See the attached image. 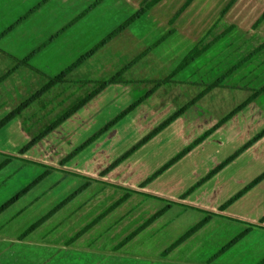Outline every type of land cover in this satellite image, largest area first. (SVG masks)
Here are the masks:
<instances>
[{
    "label": "crops",
    "instance_id": "0c3cea01",
    "mask_svg": "<svg viewBox=\"0 0 264 264\" xmlns=\"http://www.w3.org/2000/svg\"><path fill=\"white\" fill-rule=\"evenodd\" d=\"M98 1L99 0H95L89 5H86L84 8H80L74 14L73 17H70L68 20H66L60 15L59 11L56 9L57 4L59 3L58 0H0V121L4 119L6 116H8L9 114L13 113L15 110H17L21 106V104L19 105V102H18L19 98H26L27 96H30V94L32 95L34 94L33 93L34 87L32 85L36 83L37 85H41L43 88L46 85L47 78L51 79V78H55L59 76L60 74L67 71L75 62H77L82 57V56L79 57L76 61H69L70 63H67V61H64L65 57L62 54V50L65 49L64 46L60 48L56 47L61 41L65 44H71L74 42V40L77 39L78 36L76 35H79L80 33L79 31L82 28H85V29L89 28L91 30L93 29L96 30L100 26H103V25H105V27L107 25L108 26L112 25L113 22H116L115 26H117L112 29L115 31L126 20H128L132 15H134L135 12H137L143 0L140 1V3L138 4V6H136V9L133 10V12L127 13L125 16H121V17H120V14L118 13L114 15V14H109L107 11H104L103 8L106 5V3L109 1V0H104L96 8L86 13L75 24H73L72 26L67 28L65 31H63L67 26H69L74 20L79 18L85 11H87L93 4H95ZM164 1L165 0L157 4L148 14H146L144 17H142L141 19L136 21L134 24L129 26L125 31L119 34L116 38H114L111 42H109L100 51L104 50L110 44L116 46L117 51H120V50H123V44H129L130 42L133 44V48L136 49L138 53L142 52L137 57L139 58L144 52H146L150 48L149 45L158 44L153 50L161 52L160 54L161 57H158V60H157L158 64L154 62V66L155 67L166 66V64H162L161 62H166L174 54V49L176 48L174 47V49H172V45L173 44L175 45L176 42L172 41V37H174V34H176L177 32L176 27L174 25L173 27H170L172 29L170 32L173 33V35L169 32V30H165V32L161 34L160 36H159V32L149 33L145 29L136 28L139 24L143 23L153 11L158 9V7L162 3H164ZM196 1L197 0H194L191 3V5L195 3ZM232 1L233 0H230V2ZM239 1L240 0L235 1V3L231 7V9L228 11V13L221 19L219 25H221L222 23L223 24L226 23V19L228 18L231 10L240 3ZM230 2L220 11L214 24L211 27H209L210 29L208 28V30L205 32L206 35L211 30V28L217 23L218 19L220 18L221 13L230 4ZM54 7L56 10L53 13ZM99 15H101L100 19L105 20L104 22L95 20V17ZM180 16L173 22V24L180 18ZM118 20L119 22L121 21L122 23L121 22L118 23ZM51 22H55L56 26L54 30L49 31L50 27L47 28V26ZM261 24H264V21H262L259 25ZM13 26L14 28L11 31H9L8 33H6V35L1 37L2 34H4L7 30H9ZM111 33H109L108 35H110ZM108 35H106L103 39H105ZM125 36L129 38L128 43H125V41L124 43L121 42V39H123L122 37H125ZM205 36L200 39H197V38L191 39V40H194V42L189 44V46H186L184 49H182V52L180 50L176 51L178 52L177 60L178 61L181 60L182 62L184 58L201 42V40L205 38ZM118 38L119 40L115 41ZM223 38L224 36L217 43H219ZM103 39H101L98 43H100ZM174 39L176 40L175 37ZM228 41L232 43L231 46L237 45L236 38L229 39ZM115 43H118V44H115ZM217 43H215L199 59H197L190 66H188L186 69L181 71L179 74H177L173 78V81L176 80L174 81L176 85H174L175 83L168 84V86L174 85V89L171 88L170 92H167L163 98H166L169 95H172L176 97V100H177L178 99L177 94L187 95L189 93V89H192L193 87L196 89L201 88L203 90V87L197 86L199 85L198 84L199 82L196 81L197 73L194 74V71L197 68H199L200 72L205 71V73H208L210 71L208 69L215 66V64L221 62V60H225V61L227 60L235 61L236 60L235 62H233L232 66L236 64L238 65L242 64L240 65L242 66V68L239 70V72H237L238 78L241 80L242 86L240 87H245L247 82L250 79L252 82L256 81V84H258V86L263 84L259 86V88H262L264 86V77L261 75V73H264V66L260 67L258 64L257 65L255 64V60H256L255 56L250 58L248 61H245L247 57L250 56L252 51L255 52L257 49H259L257 48V46L253 50L249 52H245V53H243L245 50V48L243 47L241 49L240 47H236L235 49H231L228 53H226L225 50L218 49V47L220 46H217L216 45ZM132 44L129 45L130 48L132 47ZM95 46H93L92 48H94ZM166 46L169 47L170 49L166 48V50H164L163 52L162 48ZM51 48H55V49H51ZM91 49H88V51H86L85 54H87ZM167 50H170V51L166 52ZM46 51H48V53L45 55ZM262 51H260L259 54ZM152 52L153 51H151L148 55H146L143 59L138 61L136 64L139 65L142 60H147L152 55ZM33 53H35V55L29 61L31 68L20 67L13 74H11L8 78L2 81V79L5 76H7L9 72H11L17 67L18 61H23L27 57L31 56ZM98 53L94 54L93 56L97 55ZM60 54L62 55L60 56ZM236 55L238 56V58H235ZM92 57H90L89 59H91ZM154 60L156 61V58ZM87 61H85L82 65L72 70L67 75L65 82L55 85L51 90H49L47 93L42 95L37 101L32 103L19 116H17L9 124H7L3 129L0 130V155H2L4 159L13 158L11 163L15 161V162H19L20 164L22 163L18 160L33 162V163H36L38 166L42 165L46 169V171L51 170L52 168V170L50 171L51 172L50 175H48L43 181H41L36 187L31 189L28 193H30L32 190L37 188L45 180L52 178L54 174H56L55 175L56 181L62 180L66 178L68 175L85 179V183L82 186L77 188L73 193L68 195L65 199H63L61 202H59L56 205L57 207L58 205H60L61 203H63L64 201L72 197L70 201H68V203L65 204L64 207L60 211H58L53 217H51L48 221H46L42 226H40L30 235L20 240L24 241L26 238L30 237L33 233H36L37 230H41L45 226H49L51 224H53V226L49 228L50 231L48 230L49 232L47 234H49L50 236L55 235L52 233L58 230L59 232H61L65 228L69 227L75 221V219L83 216V219L84 218L85 219L84 221H81V222L79 221L80 223L78 226L80 227H78V229H74L70 231L72 232V234L73 232H76V235L69 236L64 241H61V244L65 245V248L67 249L75 248L79 246L73 245L74 242L77 243L84 236H89L91 234H94L97 230H101L104 226H107L108 224L109 225L111 224L110 229L114 227L113 233H115L118 231V228L124 227L126 225L125 223L130 221V219L133 216H135V214L138 213L139 211H143L147 213L146 203L152 204V203H156L155 201H159L162 204H164L163 207L160 206V208L164 209L167 206L168 202H173V203H176V205L172 206V209L169 210L165 214V216L168 214V220L165 218L163 219L159 218L155 220L151 225H149L143 231H141L138 234V236L134 237L127 244L120 247V244L126 238H128L130 234L135 232L137 228H140L141 226H143L149 219L146 222L142 223L141 225L132 226L131 228L124 230V231L122 230V233L120 234L119 239H116V241H113L115 242L114 246L112 247L114 248V251L110 249L107 251L108 254L112 255V257L116 256V258L133 260V261H136V263H143V264H264L262 263L264 261V223L263 224L261 223L262 219L264 218V213L262 214V212L264 211V207L262 206L258 207L260 214L262 215H260L257 218V217L247 216L246 211H245L246 209L243 208V206H239L242 203L243 205L246 203L247 198H244V197L248 195L250 192L246 193V195H244L241 199H239L237 202H235L233 205L227 208L224 212H220L221 207L229 199H231L233 196H236L244 189H241V190L238 189L240 191H235L233 192V194H230L231 192H229L227 195V199L225 200L216 199V200H220L217 202L204 203L200 201L198 202L191 201L193 196H195L197 193L200 194L203 192H208L209 190H211L209 194H212V195L217 194L218 196H220V194L226 193L227 187H224L225 185L221 187L220 185L223 184L221 182L222 179L220 181H218V179L221 178L222 176L225 178L228 172L234 173L236 171L235 167L241 158L238 159L236 162L233 161L231 164H229L224 169H222L215 177L209 180L210 182L212 181L211 183H209V181H207L208 183L205 182L204 185L197 188L186 199H182V196L193 187V186H190L191 187V188L189 187L190 189L188 188L184 192L180 193L176 201H173V200L169 201L167 197L151 191L149 186L153 182L142 188L143 184H145L146 181H143L141 183H138L137 185L131 186L129 184L124 183L123 181H119L116 179L114 180L111 178V176L114 174L113 172H116L117 168L123 166V168L125 167L126 169L128 165L130 166V162H133V160L138 155H142V156L146 155V153H144L143 151L147 149L148 145H150L152 141H158L161 147L168 145V144L172 145L173 148H176L175 152L182 149L181 148L182 144H179V143L177 144L176 137L179 136L180 132H181L180 134L181 136H187L186 131H184L186 126L183 127L184 122H182V120L190 108L181 117H179L174 123H172L167 128V130H164L163 132L159 133L149 143L141 147L132 156H130L127 160H125L119 167H117L116 169H114L113 171H111L104 177L102 176V173L108 167L104 169H100V167H95L96 155L105 147V145L106 146L108 145L107 144L108 140H103V138L101 140L97 139L95 142H93L85 150H83L76 157H74L71 160L72 162L71 161H69L70 163L67 162L69 164L66 163L65 165H62L63 160L67 158V156L72 154L75 150H77L79 147H81L84 143H86L90 138H92L95 135L94 134L92 137H90L86 141L87 139L86 136L88 132H96L101 129L100 128V129L93 130L94 128H91V126L93 127V125H95L96 120L99 117L98 116L99 113L97 110L100 107L96 109L94 105L97 104L98 100L99 101L101 100V98L104 96V94L109 89L113 88L111 86H114L115 89H117L116 87H122L121 85L126 82L124 75H123V80L125 82L120 83L121 85L115 84V85H111L107 87L104 91H102L92 100H90L86 105H84L80 110H78L70 118H68L61 125L63 127L59 126L56 129L58 131L65 130L64 134L60 135V136L65 135L64 137H61L58 139L56 138L51 139L49 138L50 136H46L39 143H37L33 149L28 150L24 154H21V151L28 144H30L35 138L41 135L44 131L48 130L53 124L59 121L63 116H65L74 107L79 105L82 101L87 99L91 94H93L98 89V84H95L94 82L83 80L81 77L73 78V79L70 78V76L72 77L75 72L81 71L83 69L82 67L85 66ZM135 65H133L132 67H134ZM260 70H263V72H259ZM150 78L147 79V82H154L150 80ZM187 78H189L190 82L186 83L184 81H181L182 79L187 81ZM153 79L156 80L155 78ZM232 79H235L234 73L233 75H230L224 81L223 87L225 89H229L230 86H234V84H231V85L228 84L232 82ZM161 80H158V81H161ZM142 81L144 82L146 81V79ZM226 85H229V86H226ZM182 86L184 89L182 88ZM163 87H160L156 92L153 93L149 101L144 102L137 109H135L131 115H129V116L136 115V118H132V119L125 118V120H123L120 123L121 126L131 125L132 123L137 124V125H146L149 122L148 119H151L153 115H156L158 116V121H159L158 123L160 124H158L153 129H151L149 131L151 133L159 125H161L162 122H165L173 114H175L177 110H180V108L176 109L175 103H166L165 106H167V109L165 111H168L171 113H169V115L166 118H163L165 111L162 115L161 109L163 108L162 106L163 104H162L161 94H159L160 91H162ZM29 88H32L31 92L29 91ZM42 88L38 90H41ZM63 88L69 91H73L70 94L69 99L67 100L68 101L67 106H66V102L64 101H61V103L59 104H57L55 101L58 98H60L61 95H64V92L62 91ZM135 89L136 87H133V86H129L128 90L122 88L120 91L123 93L122 97L120 96L119 92L116 91V94L112 96L113 102L110 103V106H109L110 109H114V108L121 106L118 102L119 98L124 99L125 97L123 96L126 95L127 92L133 93L135 92ZM219 89H223V88L221 87L215 90H219ZM38 90L36 92H38ZM151 90L152 88L149 90L146 89L145 92L141 93L142 95L139 99L145 97L147 94L151 92ZM178 90L179 92L177 93ZM210 94H208L207 96H209ZM181 97L182 99L183 97L186 98V96L184 95H181ZM205 98L197 102L196 105H199ZM153 99L155 100L152 103ZM135 101H133L129 106H126L127 108L124 106L119 108L115 113L116 117L117 115H120L125 110H127L132 104L135 103ZM245 109H243L242 111H244ZM106 110H107V107H106ZM242 111H240L238 114H240ZM113 116L107 119V121L109 120L108 124L116 118V117L114 118ZM235 116H233L229 121H231ZM229 121L224 123L220 128L224 127ZM97 124H98V121H97ZM235 124L236 126L240 125L239 122H235ZM216 125H214L213 127H215ZM105 127H102V129H104ZM212 128L208 130H211ZM218 130H216V132ZM5 131H10L11 133L10 137L5 138V135H6ZM67 131L73 132V134L66 135ZM262 131L263 130L260 129L258 132L261 133ZM35 132H38V133H35ZM204 134L205 132L202 135ZM202 135L196 137L187 146H190L191 144H193ZM74 136H76L79 139L77 141H74L73 139ZM213 136L214 134L209 136L207 139L208 140H210L211 138L214 139L215 137ZM219 139L217 140L222 141ZM251 139L252 138L246 140L236 150H239L243 145H245ZM263 139L264 137L261 140H259L256 144H254L247 151L255 148L256 145H258ZM217 140L216 139L213 140L212 141L213 144L217 146L219 145L223 146L222 144H218ZM174 143H176L177 146H174ZM184 148L182 150H184ZM60 149H62L61 152L59 151ZM32 151H35V152L32 153ZM235 152L237 151H234L231 155L221 159V162H219L213 168H209L208 170L210 171H208V173H206L204 177L207 176L212 170H214L220 164H222L226 159L232 156ZM173 158L174 156H172L171 158H167L165 162L160 166V168H158L153 174L158 172L167 163H169ZM112 160L113 159L111 157L108 162V163L111 162L109 166L112 165L113 163ZM214 161L215 159L208 162V164ZM180 162L181 161L177 163L179 167H181L184 161L182 160V162L181 163ZM93 166L94 168L91 169V167ZM96 168L99 170L98 175L97 173H95L96 171H93ZM173 168L174 166L169 168L162 175L157 177L155 181L159 180L165 174L167 175V173H171L170 171ZM16 172H18V170H16ZM152 176L153 175H151V177ZM204 177H201L200 180H202V178ZM261 184L262 183L257 185L256 188L263 186ZM129 186H131L133 189H129ZM54 187L55 186H50L49 189H53ZM254 188L252 189V191L256 189ZM220 189L224 191L220 192ZM91 191H95L93 195H90ZM110 191H112L113 193L117 191L115 195L120 194L119 197H116L112 200H107V207L102 209V211H99L98 209L97 213L89 214L88 213L89 208L92 205H95L97 201L102 200V197H98V196H100L101 194L106 195L110 193ZM129 191H133L136 193L131 194V197L128 200L116 206L114 209H112L109 212V210L113 208L120 200H122ZM241 201L242 203H240ZM70 208L72 209L71 210L72 213L69 214L67 212L66 214H64L65 217L67 218L63 219L62 221L59 220V217L63 215L62 213L64 211L69 210ZM173 209L175 210L172 211ZM158 212L159 211H157L156 213ZM156 213L152 214V217ZM192 213H195L198 218L194 220L193 219L181 220L187 214L189 215ZM207 213H215L217 214L218 217L213 218L204 227L198 230L195 234L189 237L185 242L179 245L176 249H174L168 255H164L166 250L169 249L175 242L181 239L184 235L190 232L193 228L198 226L207 217ZM103 215L104 217H102L91 228L85 231L82 234V236L80 235L78 239H75L77 235L82 233L89 225H91L93 222L98 220ZM73 216H75L74 220L71 219ZM180 217L182 218L180 219ZM232 220H235V221H232ZM247 224L259 226L260 228H263V229L253 230L244 239H242L238 244H236L232 249H230L223 255L213 259V257L224 246H226L229 242H231L234 238L239 236L241 233H243L247 229ZM155 227H159V228L152 230ZM151 232H154V234H151V236L155 238V242L158 241L157 243L161 244L160 250H158L154 254L149 253L150 251L146 252V250L144 249L138 250L137 252L128 251L130 245H133L134 243H136L138 239L142 238L141 237L142 235L149 234ZM100 233H102V231H100ZM73 239L75 240L73 241ZM144 240L146 242L148 239H144Z\"/></svg>",
    "mask_w": 264,
    "mask_h": 264
},
{
    "label": "rangeland",
    "instance_id": "374dc122",
    "mask_svg": "<svg viewBox=\"0 0 264 264\" xmlns=\"http://www.w3.org/2000/svg\"><path fill=\"white\" fill-rule=\"evenodd\" d=\"M58 1L59 3L57 4L56 9L64 19L68 20L70 17H73L80 8H84L86 5H89L95 0ZM140 1L141 0H109L104 6L103 10L107 11L109 14L116 15L118 13L121 17L125 16L127 13L133 12ZM187 2L188 0H165L164 3H162L158 7V9L153 11L143 23L139 24L136 27L137 29H145L149 33L159 32L160 36L165 32V30H169L170 32L172 30L170 27H173L174 25L177 29L176 34H174L176 40L174 39V37H172V41L176 42L175 45H172V49H174V47L176 48L174 49V54L166 62H161L162 64H166V66L155 67L154 62L158 64L157 60L158 57H161V52L152 50V55L147 60H142L139 65L136 64L124 74L126 82L124 81V84H120L122 87H116L117 89H115L114 86H111L113 88L109 89L101 98V100H98L99 102L97 101V104L94 105L96 109H98L99 107L100 108L97 110L99 113V117L96 120L95 125H93V127L91 126V128H94L93 130L100 128L102 129V127L107 126L109 122V120L107 121V119L115 115L116 111L119 108H121L122 106H129L133 101L139 99L142 95L141 93L145 92L146 89H151L153 85H151L150 82H147V79L151 77L150 80L155 82L156 80L158 81L168 78L181 63V60H177L178 52L176 51L180 50L182 52V49L194 42V40L191 39H200L204 37L206 35L205 32L214 24L215 20L218 17V14L230 2V0H197L190 7H187L182 12L180 18L173 24L172 21L174 17L181 11V9ZM239 2L240 3L231 10L228 18L226 19V23H222L215 30L216 35L225 34L224 38L216 45L220 46L218 47V49L225 50L226 53H228L231 49H235L236 47H240V49L242 47L245 48L243 52L245 53L253 50L256 46L257 48H261V46H264L262 45L264 44V24L256 25L264 13V0H240ZM56 9L54 7L53 13ZM100 18L101 15L96 16L95 20H99L102 22L105 21ZM120 22L118 20V23ZM115 24L116 22H113L112 25H107L106 27L105 25H103L96 30L82 28L79 31V35H76L78 37L76 40H74L73 43L65 44L61 41L56 47L60 48L64 46L65 49L62 50V54L65 57L64 61H67V63H70L69 61H76L79 57H83L88 49H91L106 35L114 31L112 29L117 27L115 26ZM55 26V22H51L49 23L47 28L50 27V31L54 30ZM171 34L173 35V33ZM126 36L122 37L124 40L121 39V42L124 43L125 41V43H128L129 38ZM234 38L237 39V45L231 46L232 43L228 40ZM208 39L211 40L212 36H209ZM118 40L119 38L115 41ZM131 44L132 43L130 42L129 44H123L124 51H117L116 46L112 44L108 45L104 50L99 51L97 55L89 59L85 66L82 67L83 69L81 71L75 72L72 77L70 76V78L73 79L81 77L83 80L91 81L98 85L101 82L109 80L110 78L119 74L127 66H130L142 53H138V51L133 48V44L130 48L129 45ZM149 46L151 48L154 46V44ZM166 48L169 47L166 46L162 48V51L164 52ZM262 50L260 54L258 53L254 55L256 58L255 64H258L260 67L264 66V47ZM48 51L45 52V55L48 53ZM169 51L170 50H167L166 52ZM253 53L254 52L252 51L251 54ZM62 54H60V56ZM119 54H121L122 56ZM155 58L156 61L154 60ZM235 58H238V56L236 55ZM235 61L221 60V62L209 68L208 70L210 71L208 73H205V71L200 72L199 68L194 71V74L197 73L196 81L199 82V85L197 86L203 87L219 80L227 72L235 68V79H232V82L228 83L229 85L234 84V86H230L229 89H225L224 87H222L223 89L215 90L199 105L195 104L196 106L189 109L182 120V122H184L183 127L186 126L184 131H186L187 136H181L180 132L179 136L176 137L178 139H176L177 144H182V149L184 147V150L187 149V145L196 137L202 135L204 132L206 133L210 131L208 129L212 128L214 125L222 121L225 117L230 115L238 106H240V104L245 102L247 98L252 95V91L260 89L259 86L263 85L261 84L258 86V84H256V81L252 82L250 79L245 87H240L242 85L241 80L238 78L237 72H239L242 66L238 67V64L232 66L233 62ZM259 72H263V70H260ZM261 75L264 77V73H261ZM153 78H155L156 80H154ZM145 79L146 81L143 82L142 80ZM181 81H184L186 83L190 82L189 78H187V81L184 79H182ZM47 83H49L48 78L46 84ZM174 85H176V83ZM174 85H167L163 87L162 91H160L159 93L161 94L163 104V108L161 107L162 115L167 109V106H165L166 103H175L176 109H182L190 102H192L194 97L198 96L202 92L201 88L196 89L193 87L192 89H189V93L187 95L177 94V100L176 97L172 95L163 98L167 92H170L171 88L174 89ZM32 86L34 87V94H30V96L32 95L31 97L27 96L26 98H19V105L27 102L37 93L36 91L38 89L42 88L41 85H37L36 83ZM129 86L136 87L135 92H127V94L123 96L125 97L124 99L119 98L118 100L121 106L110 109V103L113 102L112 96L116 94V91L119 92L120 96L122 97L123 93L120 92L121 89L124 88L128 90ZM31 90L32 88H29L30 92ZM62 91L64 92V95H61V97L55 101L57 104L61 103V101H64L66 102L67 106V100L69 99L70 94L73 91H69L65 88H63ZM178 92L179 90L177 91V93ZM181 95L186 96V98L183 97L182 99ZM151 97L152 95L146 101H149ZM154 100L155 99L152 100V103L154 102ZM137 101H135V103ZM169 113L171 112L165 111L163 118H166ZM131 114L132 113H130L129 115ZM129 115L125 118H136V115ZM118 116L119 115H117V117ZM113 117L115 118L116 115ZM125 118L123 120H125ZM123 120L119 121L117 124L111 127L98 139L101 140L103 138V140H108V145H105V147L96 155L95 167H100V169H104L106 167L109 168V164L111 162H108L111 157L113 159V163L116 162L118 159L132 150L135 146H137L143 139H145L150 134L149 131L151 129L160 124L158 123V116L156 115H153L151 119H148L149 122L146 125H137L132 123L131 125L121 126L120 123ZM235 122H239L240 125L236 126ZM163 123L164 122H162L161 125ZM161 125H159L158 127H160ZM260 129L264 130V95L258 97L255 101L249 104V106L244 111L236 115L224 127L220 128L217 132L215 131L216 133H212V135L214 134L213 137H215L214 139L211 138L212 141L220 138L219 140L222 141L217 140V143L222 144L223 146L214 145L211 139H206V142L203 141L197 146L198 148L195 147V150H192L193 152L190 151L179 160L181 162L182 160L184 161L181 167L177 165V163L179 162L178 161L173 165L174 168L170 171L171 173H167V175L165 174L159 180H153V183L150 182L152 183L149 186L150 190L167 197L169 201H176L181 192H184L190 186H196V184L201 181L200 178L204 177V175H206V173L210 171L208 170L209 168H213L215 165L221 162V159L231 155L234 151H238L236 149H238L246 140L255 138ZM100 130L96 132H88L86 141L94 134L96 135L97 133H99ZM64 132L65 130L58 131L55 129L54 131L50 132L48 136H50L49 138L51 139H58L65 136H60L64 134ZM5 133V138L10 137V131H5ZM72 134L73 132H66V135ZM73 139L74 141H77L79 138L74 136ZM177 144L174 143V146H177ZM35 146H33L31 149H33ZM182 149L175 152L176 148H173L172 145L168 144L161 147L158 141H152L150 145H148L147 149L143 151L144 153H146V155H138L133 160V162H130V166L128 165L126 169L125 167L123 168V166L119 167L121 165L120 164L118 166L119 168H115L116 172H113L114 174L111 176V178L114 180L116 179L119 181H123L124 183L131 186L137 185L138 183H141L143 181L147 182L151 178V175H154L153 173L158 168H160V166L165 162L167 158H171L172 156L176 158L183 152ZM59 151L61 152L62 149H60ZM34 152L35 151H32V153ZM214 159V162L208 164V162ZM238 159L240 160L235 167L236 171L234 173L228 172L225 178L222 176L218 179V181L222 179L221 182L223 184L220 185L221 187H223L224 185V187H227L226 193L220 194V196H218L217 194L212 195L209 194V192H211V190H209L208 192H203L200 194L197 193L195 196H193L191 201L209 203L220 201L216 199L225 200L227 199V195L229 192H231L230 194H233V192L235 191L245 189L257 178L262 176L264 174V139L258 145H256L255 148L243 152L234 161L236 162ZM6 160L7 159H4V157L0 155V165ZM18 161H20L22 164L14 161L12 163H9L4 169L0 171V208L9 200L17 196L22 190H24L27 186H29V184H31L35 179H37L46 171V169L42 165L38 166L33 162L21 160ZM93 168L94 166L91 167V169ZM16 170H18V172H16ZM93 171H96L95 173H97V175L99 174V170L97 168ZM55 175L56 174H54L52 178L45 180L42 184H40L26 196L21 197V199L14 205H12L11 208L0 215V264H143L136 263V261L133 260L116 258V256L112 257V255L108 254L107 251L110 249L114 251V248L112 247L114 246L115 242L113 241L119 239L122 230L124 231L131 228L132 226L141 225L142 223L150 219V217H152V214L162 210L160 206L163 207L164 204L159 201H155L156 203L152 204L146 203L147 213L139 211L130 219V221L125 223L126 225L124 227L118 228V231L115 233H113L114 227L110 229L111 224L104 226L101 230L96 229L97 231L94 234L84 236L77 243L74 242L73 245H78L79 247L67 249L65 248V245L61 244V241H64L69 236L76 235V232H73L72 234V232L70 231L78 229V227H80L78 226L79 223L81 221H84L85 219H83V216L77 219H75V216H73L71 219H75V221L61 232H59L58 230L52 233L55 235L50 236L49 234H47L50 231L49 228L53 226V224H51L49 226H45L41 230H37L36 233H33L24 241L20 240L30 226L41 220L50 211H52L59 202H61L68 195L73 193L77 188L85 183L84 178L71 175H68L62 180L56 181ZM211 182L209 181V183ZM260 183H262L261 185L263 186L257 188L255 186L256 189L254 188L255 190L253 191L251 189L249 191L250 193L244 197L247 198V201L244 205L242 203L243 200L240 202L242 204H238L239 206H243V208L246 209L245 211L247 216L258 218L264 213L263 211L262 214H260V211L258 209L259 206L264 207V180ZM50 186L55 187L53 189H49ZM131 186H129V189H133ZM223 191L224 190L220 189V192ZM94 192L95 191H91L90 195H93ZM116 192L113 193L112 191H110V193L106 195L101 194L100 196H98L102 197V200H99L95 205H92L89 208L88 213H97L98 209L99 211H102V209L107 207V200H112L116 197H119L120 194L115 195ZM171 209L172 208H170L169 210ZM71 210L72 209L70 208L69 210L64 211L62 213L63 215L59 217V220L62 221L63 219L67 218L64 214H66L67 212L71 214ZM174 210L175 209H173L172 211ZM167 212L168 211H166L160 218H165L168 220V214L165 216ZM181 218L182 217H180V219ZM197 218V215L195 213H192L189 215L187 214L181 220H194ZM158 228L159 227H155L152 230ZM100 231H102V233H100ZM151 234H154V232L142 235V238L138 239L137 242L133 245H130L128 251L137 252L138 250L144 249L146 250V252L150 251L149 253H156L158 250H160L161 244L157 243L158 241L155 242V238L152 237ZM144 239L148 240L145 242Z\"/></svg>",
    "mask_w": 264,
    "mask_h": 264
},
{
    "label": "trees",
    "instance_id": "16d2710c",
    "mask_svg": "<svg viewBox=\"0 0 264 264\" xmlns=\"http://www.w3.org/2000/svg\"><path fill=\"white\" fill-rule=\"evenodd\" d=\"M104 0H99L95 4H93L87 11H85L79 18L74 20L69 26H67L63 31H65L67 28L75 24L79 19H81L86 13L96 8L100 3H102ZM163 0H143L140 4L139 9L137 12L134 13L128 20H126L121 26H119L114 32H112L110 35H108L105 39H103L100 43H98L94 48H92L87 54H85L83 57H81L77 62H75L67 71L60 74L59 76L55 78L49 79V83H47L41 90H39L32 98H30L27 102H25L23 105H21L17 110H15L13 113L6 116L4 119L0 121V130L3 129L7 124H9L13 119H15L17 116H19L27 107H29L32 103L37 101L42 95L47 93L49 90H51L55 85L65 82L67 75L74 70L75 68L82 65L85 61H87L90 57H92L94 54L98 53L103 47H105L109 42H111L114 38H116L119 34H121L123 31H125L129 26L134 24L136 21L144 17L146 14H148L157 4L161 3ZM194 0H188V2L185 4V6L181 9V11L174 17L172 23L182 14V12L191 5V3ZM236 0H233L230 2V4L223 10V12L220 15V18L218 19L217 23L211 28V30L208 32V34L201 40V42L184 58V60L181 62V64L175 69V71L166 79H163L161 81H155L150 82L151 85H153L152 90L149 94H147L145 97L141 98L139 101L134 103L132 106H130L127 110H125L123 113H121L116 119H114L112 122H110L104 129H102L99 133L94 135L92 138H90L86 143H84L81 147H79L77 150H75L72 154H70L67 158H65L62 162V165H65L67 162L72 160L74 157H76L79 153H81L83 150H85L88 146H90L93 142H95L97 139L100 138L102 134L107 132L111 127H113L115 124H117L119 121L123 120L125 117H127L130 113H132L137 107H139L143 102H145L151 95H153L154 92H156L160 87H163L168 84L174 83L173 78L179 74L181 71L186 69L188 66H190L193 62H195L197 59H199L203 54H205L215 43H217L225 34L216 35L215 30L219 26V23L221 19L228 13V11L231 9L233 4ZM262 21H264V14L258 21L256 25H259ZM14 28L11 27L9 30H7L4 34L1 35L3 37L11 31ZM212 36V39L209 40L208 37ZM52 41V40H51ZM158 44H155L153 47L149 48L146 52H144L139 58H137L130 66H127L124 70H122L119 74L116 76L110 78L109 80L105 82H101L98 85V89L91 94L87 99L82 101L79 105L74 107L70 112H68L65 116H63L59 121H57L55 124H53L48 130L44 131L41 135H39L37 138H35L30 144H28L22 151L21 154L26 153L28 150H30L33 146H35L37 143H39L42 139H44L48 134L55 129H57L61 124H63L68 118H70L73 114H75L78 110H80L84 105H86L90 100H92L94 97H96L98 94H100L102 91H104L107 87L115 84H120L124 82L123 75L128 71L133 65H135L138 61L143 59L146 55H148ZM264 46H261V48L257 49L253 54L247 57L245 61H248L250 58L254 57L257 53H259ZM36 53V52H35ZM33 53L31 56L27 57L23 61H18L17 67L9 72L7 76H5L2 81L6 78H8L11 74H13L17 69L20 67H28L31 68L29 61L30 59L35 55ZM242 65V64H240ZM238 65V67L240 66ZM235 68L233 70H230L227 72L223 77H221L216 82L203 86L202 92L195 97L192 102H190L187 106L184 108L178 110L175 114H173L169 119H167L160 127L155 129L153 132H151L145 139H143L137 146H135L132 150H130L128 153H126L124 156H122L120 159H118L116 162H114L109 168H107L103 173L102 176H106L108 173L113 171L116 167H118L120 164H122L126 159H128L130 156H132L136 151H138L141 147L146 145L150 140H152L154 137H156L159 133H161L164 129H167L172 123H174L179 117H181L189 108L194 106L197 102L201 101L203 98H205L208 94H210L215 89L223 87L224 81L234 73ZM264 94V86L258 90L252 91V95L247 98L245 102H243L239 107H237L230 115L225 117L218 125H216L214 128H212L210 131L206 132L204 135H202L199 139H197L193 144L188 146L187 149L183 150L181 154H179L176 158L172 159L169 163H167L163 168H161L158 172H156L145 184H143L142 188L145 187L147 184L155 180L157 177L162 175L165 171H167L170 167H172L175 163H177L181 158H183L187 153L192 151L195 147H197L199 144H201L203 141H205L209 136L212 135L213 132L218 130L224 123L229 121L233 116L238 114L240 111L245 109L249 104H251L253 101H255L258 97ZM264 137V130L259 133L255 138H253L251 141H249L246 145H244L241 149H239L236 153H234L230 158H228L225 162H223L221 165H219L217 168H215L213 171H211L205 178H203L196 186L191 188L187 193H185L182 196V199H186L190 194H192L197 188H199L201 185H203L205 182L212 179L217 173H219L222 169H224L227 165H229L231 162H233L239 155H241L243 152L250 149L254 144H256L259 140H261ZM13 158H7V160L0 165V171L4 169L9 163H11ZM52 170V168H51ZM47 170L45 173H43L40 177L35 179L29 186H27L24 190H22L17 196L9 200L7 203H5L0 208V215L5 212L7 209H9L13 204H15L21 197L26 195L31 189L36 187L41 181H43L48 175H50V171ZM264 180V174L257 178L252 184H250L247 188L242 190L239 194L234 196L232 199H230L226 204H224L220 212H224L227 208H229L231 205H233L235 202H237L239 199H241L246 193H248L251 189H253L255 186H257L261 181ZM84 189V187H83ZM136 193L133 191H129L122 200H120L113 208L109 210V212L114 209L116 206L124 203L126 200H128L131 197V194ZM72 198V197H71ZM68 200L64 201L57 207H55L52 211H50L46 216H44L41 220L34 223L32 226L29 227V229L23 234L21 239H24L28 235H30L32 232H34L36 229H38L40 226H42L46 221H48L51 217H53L58 211H60L65 204L70 201ZM176 205V203L168 202L167 206L156 213L152 218H150L143 226H141L139 229H137L134 233H132L128 238H126L121 244L120 247L127 244L130 240H132L134 237H136L141 231H143L146 227L151 225L155 220L159 219L166 211H169L172 206ZM108 213V212H106ZM105 213V214H106ZM103 216H101L98 220L93 222L91 225H89L82 233L77 235L75 239L79 238L80 235H82L85 231H87L89 228H91L97 221H99ZM218 217L215 213H207V217L195 228H193L190 232H188L186 235H184L181 239H179L177 242H175L169 249L166 250L164 255H168L170 252H172L174 249H176L179 245H181L183 242H185L189 237H191L193 234H195L198 230H200L202 227H204L208 222H210L213 218ZM235 221V220H232ZM262 224L264 223V218L262 219ZM255 229H263L259 226H255L252 224H247V229L241 233L239 236L234 238L231 242H229L226 246H224L214 257L213 259L223 255L230 249H232L236 244H238L242 239H244L248 234H250ZM73 239V241L75 240ZM264 263V261L262 262Z\"/></svg>",
    "mask_w": 264,
    "mask_h": 264
}]
</instances>
